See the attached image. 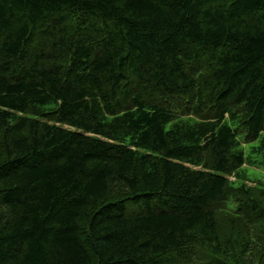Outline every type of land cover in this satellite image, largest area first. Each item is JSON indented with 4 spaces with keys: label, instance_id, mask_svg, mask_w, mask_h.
<instances>
[{
    "label": "trees",
    "instance_id": "trees-1",
    "mask_svg": "<svg viewBox=\"0 0 264 264\" xmlns=\"http://www.w3.org/2000/svg\"><path fill=\"white\" fill-rule=\"evenodd\" d=\"M261 133L264 0H0V264H264Z\"/></svg>",
    "mask_w": 264,
    "mask_h": 264
},
{
    "label": "rangeland",
    "instance_id": "rangeland-1",
    "mask_svg": "<svg viewBox=\"0 0 264 264\" xmlns=\"http://www.w3.org/2000/svg\"><path fill=\"white\" fill-rule=\"evenodd\" d=\"M241 139L242 134L240 135ZM264 139V133H261L255 140L244 142L241 141L242 148L244 150V155L246 163L242 166L247 178L251 181H264V161L262 160V151L253 150V148L258 147L261 140Z\"/></svg>",
    "mask_w": 264,
    "mask_h": 264
}]
</instances>
